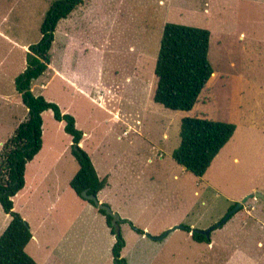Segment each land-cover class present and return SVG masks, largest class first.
I'll return each instance as SVG.
<instances>
[{
  "label": "rangeland",
  "instance_id": "1",
  "mask_svg": "<svg viewBox=\"0 0 264 264\" xmlns=\"http://www.w3.org/2000/svg\"><path fill=\"white\" fill-rule=\"evenodd\" d=\"M53 1L0 0V153L19 123L28 117L15 78L27 63L25 47L41 38L40 27ZM184 1L183 6L172 2L174 8H170L169 0H84L85 4L58 24L51 50L54 67L33 82V91L58 103L65 113L77 116V127L90 134L86 145L96 144L95 159L107 157L117 165L116 184L124 173L121 166L133 165L134 176L143 173L141 180L130 183L127 208L131 218L127 219L142 229L148 227L145 235L138 234L128 222L120 224L126 240L122 255L128 264H215L220 248L216 264H246L253 257L259 260L256 264H264V222L250 199L223 229L215 227L212 235L221 240L220 246L214 241L215 248L186 238L184 229L170 232L164 240L152 238L177 225L192 230L216 226L231 205L257 192L253 191L256 187H264V136L245 130L254 112L264 124V0H218V4L213 0L219 11H214L206 24L203 9L197 7L199 14L193 9L200 0ZM117 4L116 14L110 6ZM169 21L204 25L213 33L209 59L216 74L190 111L169 109L153 97L148 99V83L142 77L148 71L142 72L140 63L147 68V61L157 60L164 25ZM68 25L73 26L71 38L70 31L65 32L68 38L61 33ZM56 68L66 77L55 73ZM46 82L47 88L41 89ZM185 116L242 126L202 177L186 171L172 157L180 144L181 119ZM44 127L46 142L54 135L65 141L66 132L51 109L45 112ZM124 130L127 133L123 135ZM168 161L170 170L174 168L171 174L153 169ZM55 189L64 201L70 199L72 191L65 175ZM78 198L72 224H67L69 218L63 211L58 220L60 232L69 238L63 242L66 250L62 260L52 257L47 262L68 264L75 255L78 264H115L106 244L89 255L90 263L85 262L86 242L92 233L87 225L88 213L81 206L84 198ZM259 198L256 200L264 199ZM120 200L124 204L122 197ZM145 201L147 212L143 211ZM232 231H238L239 237ZM231 250L236 251L232 254ZM238 257L244 260L232 263L231 258Z\"/></svg>",
  "mask_w": 264,
  "mask_h": 264
},
{
  "label": "trees",
  "instance_id": "2",
  "mask_svg": "<svg viewBox=\"0 0 264 264\" xmlns=\"http://www.w3.org/2000/svg\"><path fill=\"white\" fill-rule=\"evenodd\" d=\"M82 3L83 0L52 2L40 27L41 38L38 42L30 44L27 65L15 78L16 89L28 108V117L16 127L15 133L4 144L0 153V203L4 211L12 217L0 235V264H39L26 250L33 233L29 222L14 209L13 197L25 186L27 163L33 160L42 148L44 111L51 109L57 121L66 122L64 129L72 135L71 151L80 165L70 181L74 191L80 197L86 189L88 193L98 194L107 184L106 178L99 177L89 153L80 146L84 133L77 127L76 118L63 112L58 103L48 100L42 94L37 95L32 90L33 82L40 78L51 64V50L59 22ZM210 42L209 28L175 22L165 24L155 67V102L173 110L190 111L194 108L214 73L209 59ZM236 128V124L232 122L185 116L181 119L180 144L173 150L172 156L186 170L202 177L218 153L230 141ZM88 201L94 204L92 200ZM236 204L237 202L231 205L230 209ZM242 209L243 207L240 210ZM99 211L106 216L111 232L116 236L112 247L114 263L128 264L122 255L126 246L122 232H117L112 225V216L106 214L104 209L99 208ZM231 217L226 219L222 226ZM124 222H128L136 232L145 233L133 221L121 218L120 223ZM185 228L190 230L189 226ZM193 238L198 241H211L210 236L197 231L193 233Z\"/></svg>",
  "mask_w": 264,
  "mask_h": 264
},
{
  "label": "crops",
  "instance_id": "3",
  "mask_svg": "<svg viewBox=\"0 0 264 264\" xmlns=\"http://www.w3.org/2000/svg\"><path fill=\"white\" fill-rule=\"evenodd\" d=\"M212 1L213 0H200V2L196 3V5L194 4V6H193L195 13H198V14H199V12L197 11L198 10L197 7L199 6L200 9H203V15H205L204 19L206 20V21H204L205 24L208 23L209 20H212V16H213L214 11H216V12L219 11L218 7L213 6ZM222 1L228 2L231 0H222ZM170 2H171V4L169 5L170 8H174L172 2H174L177 5L179 4L181 6L186 4L184 0H179V1L178 0H169V3ZM216 2L218 4V0H216ZM82 4H85L84 0H83ZM82 4H80V5H82ZM119 7H120L119 4H117L116 7L110 6L111 10L113 9L112 12L113 13L115 12L116 14L119 12ZM110 8H109V10H110ZM114 8L116 9V11H114ZM180 8L183 9L182 7H180ZM111 10H110V12H111ZM84 12H86V10L83 11V14H84ZM70 15H72V13ZM67 18H65V19H67ZM71 23H73V26L74 25L77 26V24H75L74 22H71ZM73 26L68 25L67 27L62 28L61 33L64 32V34L66 35L67 33H65V32L70 31V38H71L74 34L72 31ZM206 26H208V25H206ZM69 27L71 28V30H68ZM200 27H205V26L203 25ZM57 28H58V26H57ZM205 28H208V27H205ZM212 34L213 33L211 31V36H212ZM66 37H67V35H66ZM55 40H56V34H55ZM29 46L25 47V49L27 51L29 50ZM26 57H27V55H26ZM145 60H149V57L146 56ZM150 60H152L153 62L147 61L146 62L147 68L142 66V63H140L142 72H145L146 70L148 71L147 75L142 76L143 78L146 79V83H148L146 86L148 99L154 97V93H155V90L157 87V76H156V73H155V76L153 74V70L155 72L157 60H154V59H150ZM26 65H27V63H26ZM51 66L54 67L52 64V61H51V64L49 65L48 70L52 69V68H50ZM138 72H140V71L138 70ZM55 73H58L63 77L64 76L66 77V75H64L62 73V71L58 68H56ZM214 73H215V70H214ZM71 75L73 77V74H71ZM141 75H142V73L140 72V76ZM71 83H73V84L75 83L74 79L71 80ZM47 84H48V82L42 83L41 89L47 88ZM32 90H34L33 84H32ZM107 92L108 93L111 92V89H108ZM35 94H37V93H35ZM40 94H41V92H40ZM37 95H39V94H37ZM99 97L101 98L102 94H99ZM27 110H28V108H27ZM46 111L43 112V120H44ZM63 112H65V109H63ZM115 115H116L115 116L116 118L119 117L118 112H116ZM255 115H256V112H254L253 116L251 117L252 119L250 121H248L247 126H245V130H247L248 132H254L255 131L257 136H259V133L261 132V134L264 136V129H263L264 124L261 123V121H258L257 120L258 116H255ZM76 118H77V116H76ZM59 122L62 125V127L65 128L66 122L65 121H59ZM76 124L78 125V119H76ZM236 126H237L236 131L230 140L235 139L236 134L239 132L240 128L242 127V126L240 127L239 123ZM83 133L84 134H83V137L80 141V146H82L89 153L99 177L101 179H103V178L107 179L106 186L103 189H101L98 193L99 200L101 202H105L107 204H110V206L115 211L119 212L121 217H124L126 219L131 218L130 211L127 208V204H129L128 202H129V199L131 196V190H132L130 183L132 181H135V180H141L143 178V173L141 172V173L136 174L134 176V174L136 173V168H133L134 167L133 165H130L129 167L128 166H121V171L124 170V173L121 176L122 178H121V182L119 183V185L116 184L115 176L119 172V170H116L117 165L112 160L110 162L109 159H107V157H103L102 160L95 159L94 154H95V148L97 149L96 144H92V145L87 146L86 145V138L89 137L90 134L86 131H83ZM126 133H127V130H124L123 135ZM45 137H46L45 127H44V122H43V145H42V148L38 152V154L34 157V159L27 163L26 172H25V179H26L25 186L13 197L14 209L16 211H18L29 222V224L31 226L32 233H33V237L30 240V242L28 243V245L26 246V250L40 264H43V263L49 264L47 262V260L48 259L51 260L52 257H54L55 260H58L59 262H61L62 257H63V253L66 250L63 247L64 246L63 242L68 241L69 238H68L67 234L60 232L61 221H58V220H59L60 215L63 214L62 213V211H63V212H65L66 216H68V218H69L67 224L71 225L73 222V213L75 212V215L77 214V208H78L77 204L80 203L79 202L80 200L78 198L80 196L74 191V189L70 185L71 179L74 177V175L77 173V171L80 168L79 162L77 161V159L75 158V156L72 154V151H71V145L73 142L72 135H70L69 133L66 132L64 134V139H65L64 142L62 141V138L57 137L55 135L53 136V138L50 142H46ZM118 137L120 138L121 136L119 135ZM224 147L222 148V150L224 149ZM220 152L215 157L213 162L219 156ZM260 154L263 155V152ZM263 159H264V156L262 158V164H264ZM235 160L237 161V160H239V158L235 157ZM174 161L176 162L175 159H174ZM149 162H152V159H149ZM168 166H170V161H168L167 163L162 162L161 165H159L158 167H155L153 169L156 171H161L162 173L166 172L169 175V174H171V172L173 171L174 168L172 170H170V168ZM209 168H208V170H209ZM166 169H168L170 171H165ZM186 171H188V170H186ZM188 172H190V171H188ZM144 173H145V171H144ZM206 173L204 175H206ZM63 175L66 176L67 182H69V186L71 187V191H72L70 194V196H71L70 199L65 200V201L62 198V196L57 195V190L55 189L57 187V184L61 181ZM174 178H177V176H175ZM168 179H169V176H167L166 180H168ZM254 190H256V191L261 190V192H264V187H263V189L256 187L255 189H253V191ZM119 195H120V197H122L124 204L120 202L121 200H120ZM149 197L151 198L152 196H149ZM149 197H147V200H146L147 202L150 199ZM256 199L259 200L260 198L259 197H252V198H250V202H252V205L255 206L254 209H256L257 211L259 210V212L261 214V216L259 218L264 222V199L263 200L261 199L263 202L258 201ZM146 201H145L144 209H143V211H145V212H147V207H145ZM236 202H238V201H236ZM81 206L88 213L87 225H88L89 231H91V233H92L91 238H89L86 242V244H87L86 252L88 255L86 257L85 262L90 263L89 255L92 253L95 254V252L97 250H99L101 244H106L108 249H111V253H112V247H113L114 243L116 242V236L111 232V228L107 223L106 216L99 211V208L96 205L92 204L87 199H82L81 200ZM0 207H2V205ZM2 209H3V207H2ZM241 211L242 210H240L239 212H236L235 215L236 214L238 215ZM151 213L155 214V212H153V211ZM55 216H57L58 218ZM11 219H12V217L10 216V214L6 213L3 209V212H1V214H0V235L6 229V227L10 223ZM124 223H126V222H124ZM124 223H122V224H124ZM224 225L221 226L220 229H223ZM147 228L148 227H145L143 230H145ZM182 229L187 231V234L185 237L188 239H191V240L199 242V243H207L208 246H213V248H215V243H214V241H215L216 244H218L220 246L219 241H221V240H218L217 238H215V237H218L217 235H212V233L214 231H212L210 234L211 241L207 242V241L195 240L193 238V233L195 232V231H193L194 229L192 230L190 228V230H188L185 227ZM175 230H178V229H175ZM175 230H172V231H175ZM172 231H169V233ZM243 232H245V231H243ZM232 233H236L237 236L236 235L235 236L239 237L238 231H232ZM138 234H140V233H138ZM168 234H166L165 237ZM141 235L144 236L145 233L141 234ZM155 237H157V236H155ZM155 237H152V238L154 240H161V239H156ZM164 238H162V240H164ZM70 246H73V244L70 243ZM72 249L73 248H71V250ZM221 250H222V248L217 250L219 252H217V254H215V255H218V259L214 260L215 264L217 263V261L220 258L219 254L222 253ZM231 251H233L232 254H234L236 250H231ZM44 253L49 254V256H47L45 258L46 254H44ZM247 257H248V255L246 256V258ZM77 258L78 257L75 255L72 256L70 259L71 262H68V264H78ZM42 260H43V262H42ZM240 260H244V258L238 257L237 260H233L231 258L232 263L234 261L239 262ZM254 260L255 259L253 257L252 261L247 260L246 264H254V262L256 264V262L259 261L258 259H256L255 261Z\"/></svg>",
  "mask_w": 264,
  "mask_h": 264
},
{
  "label": "water",
  "instance_id": "4",
  "mask_svg": "<svg viewBox=\"0 0 264 264\" xmlns=\"http://www.w3.org/2000/svg\"><path fill=\"white\" fill-rule=\"evenodd\" d=\"M82 197L87 199V200H92L94 202V204L100 208V209H104L106 211V214L112 216V225L115 226L117 232L121 231V216L119 214V212L115 211L109 204H106L104 202H101L98 198V194H94V193H88V190H84L82 192ZM252 197H264V194L262 192H254V193H250L247 196H245L242 200L238 201L237 204L228 212V214L225 216L224 220H222L223 222L228 219L229 217H231L233 214H235L236 212H238L244 205V203H246L250 198ZM222 221L218 222L216 224V226H212L208 229H194L193 231H197L201 234H204L206 236H210L211 232L215 229V227H220L222 226ZM184 225H177L174 226L173 228L167 230L164 234L155 237L156 239H162L165 237L166 234L169 233V231L175 230V229H182L184 228ZM149 235V234H147Z\"/></svg>",
  "mask_w": 264,
  "mask_h": 264
}]
</instances>
